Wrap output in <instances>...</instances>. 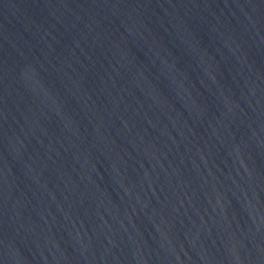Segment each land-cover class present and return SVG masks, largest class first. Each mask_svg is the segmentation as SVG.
I'll list each match as a JSON object with an SVG mask.
<instances>
[{
	"label": "water",
	"instance_id": "obj_1",
	"mask_svg": "<svg viewBox=\"0 0 264 264\" xmlns=\"http://www.w3.org/2000/svg\"><path fill=\"white\" fill-rule=\"evenodd\" d=\"M0 264H264V0H0Z\"/></svg>",
	"mask_w": 264,
	"mask_h": 264
}]
</instances>
